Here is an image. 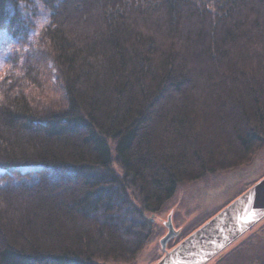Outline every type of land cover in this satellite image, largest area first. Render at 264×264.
<instances>
[{
  "label": "trees",
  "instance_id": "trees-1",
  "mask_svg": "<svg viewBox=\"0 0 264 264\" xmlns=\"http://www.w3.org/2000/svg\"><path fill=\"white\" fill-rule=\"evenodd\" d=\"M38 1L50 12L38 33L40 56L53 63L65 104L36 109L30 62L8 56L0 169L115 167L120 176L109 178L119 180L135 220L126 232L111 222L114 206L100 195L107 173L6 183L0 264L130 263L155 231L146 216L161 211L179 184L235 169L264 150V0ZM33 2L0 0V29L25 35L18 9L32 11ZM127 178L145 206L127 194ZM217 211L183 227L168 248ZM244 245H258L248 259L264 264V218L206 264H224Z\"/></svg>",
  "mask_w": 264,
  "mask_h": 264
},
{
  "label": "rangeland",
  "instance_id": "rangeland-1",
  "mask_svg": "<svg viewBox=\"0 0 264 264\" xmlns=\"http://www.w3.org/2000/svg\"><path fill=\"white\" fill-rule=\"evenodd\" d=\"M38 5H41V2L34 0L32 7L35 8L32 11L22 7L18 9L19 16L24 25L23 29L26 34L21 35L20 38L9 36L15 41L13 54L16 53L19 55L17 62L21 64V59L24 58H27L30 62L27 74L31 78H35L34 82H30V92L33 104L36 106L35 108L47 109L49 107L50 109H54L58 105L65 104V94L63 92V86L57 78L56 69L53 63L42 55L40 56L38 33L41 30L42 25L48 21V18L45 19L44 13L40 10ZM0 31L5 30L0 29ZM38 58H40V62L36 61ZM6 59L7 58H5V60L0 59V77L7 70L8 66H6ZM20 70L24 71V69ZM17 169L19 170L17 174L8 171L5 172L0 169V185L19 181L34 182L37 180L40 173L54 179L72 176L79 172L92 175L94 178H105L103 175H106L107 173V171L103 169L83 168L82 170H79L72 167L57 168L28 166ZM112 173L119 176L121 174V172L115 167L113 170H109L107 177L103 179L107 181L105 183V189L102 190L100 195L103 197L104 204L108 202L114 206L108 207V213L114 216V218L111 219V222L117 224L118 228L120 227L121 230L126 232L131 230L129 222H134L135 217L125 210L126 205L124 204V198L122 197L125 195L124 189H122V185L118 179L109 178V175ZM263 175L264 150L256 153L249 163H245L235 169L207 173L204 177L196 181L179 184L177 192L161 211L146 216L152 221H155L154 225H152L155 229L152 238L150 241L145 242L136 249V259L134 261L124 264H154L160 255L163 254L159 240L168 231L166 226L168 217H170L173 228L176 229L178 233L183 227L188 228L195 220H201L211 212L214 213L220 207L226 205L229 201L249 187L254 180L259 179ZM123 185L126 186V192L135 203V206H145L142 202L141 194L133 180L127 178ZM106 191H112V193H110L112 197ZM108 196H110V199L106 198ZM126 199L127 198H125V200ZM100 208L102 209L101 205ZM118 208L119 212L123 210V214L119 215V212L117 213ZM101 212L103 213L102 210ZM152 226L147 225L144 228L143 234H146V231H148L149 228L152 229ZM133 228H136V226ZM126 234L128 237L130 236V234ZM174 237H171L170 240ZM140 239L142 240L143 236ZM170 240L167 242V247L169 246ZM249 249H251L250 252ZM249 249L245 245L237 249L236 252L230 254L226 258L224 264H257V261H250L248 258L250 254H253V256L255 255L253 253L255 250L258 252L261 248L258 245H255Z\"/></svg>",
  "mask_w": 264,
  "mask_h": 264
},
{
  "label": "water",
  "instance_id": "water-1",
  "mask_svg": "<svg viewBox=\"0 0 264 264\" xmlns=\"http://www.w3.org/2000/svg\"><path fill=\"white\" fill-rule=\"evenodd\" d=\"M264 218V175L171 248L177 235L170 217L159 242L163 254L154 264H206Z\"/></svg>",
  "mask_w": 264,
  "mask_h": 264
},
{
  "label": "clouds",
  "instance_id": "clouds-1",
  "mask_svg": "<svg viewBox=\"0 0 264 264\" xmlns=\"http://www.w3.org/2000/svg\"><path fill=\"white\" fill-rule=\"evenodd\" d=\"M40 10L44 13L45 19L50 16V12L43 6V4L38 5ZM15 47V41L9 36L6 31H0V59L7 58L13 53Z\"/></svg>",
  "mask_w": 264,
  "mask_h": 264
}]
</instances>
